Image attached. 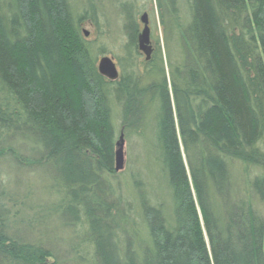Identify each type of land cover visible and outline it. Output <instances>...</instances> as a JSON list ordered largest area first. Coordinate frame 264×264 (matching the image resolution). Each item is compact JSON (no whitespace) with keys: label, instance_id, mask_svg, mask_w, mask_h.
I'll list each match as a JSON object with an SVG mask.
<instances>
[{"label":"trees","instance_id":"obj_1","mask_svg":"<svg viewBox=\"0 0 264 264\" xmlns=\"http://www.w3.org/2000/svg\"><path fill=\"white\" fill-rule=\"evenodd\" d=\"M77 4L0 0V264H64L49 228L72 264H264V0ZM143 12L161 35L142 61ZM121 135L158 152L167 196L122 192Z\"/></svg>","mask_w":264,"mask_h":264},{"label":"rangeland","instance_id":"obj_2","mask_svg":"<svg viewBox=\"0 0 264 264\" xmlns=\"http://www.w3.org/2000/svg\"><path fill=\"white\" fill-rule=\"evenodd\" d=\"M72 2L78 6V0H72ZM155 16L153 17V20L151 19L152 16L149 13V27H150V38L152 32L155 33V29L157 30V34L161 35L160 32V25L158 16L155 13ZM81 30H85L88 32L87 36H85L88 40H94L96 39V33L93 26H91L89 23H84L81 26ZM105 54L110 56L116 63L119 73H120V66L117 62V57L120 53V50L118 49L117 43H113L111 41H108V44L106 46ZM104 55V54H103ZM99 55L98 57H100ZM141 59L144 60V54L141 52ZM114 123L117 128L120 127V113L118 108H114ZM124 156H125V162L124 167L121 170L116 171V178L120 181L121 184V190L123 193L128 192L127 190H130L132 185V175H136L138 178V182H143V179H148V187L147 191L153 196L154 199H160L164 196H167V189L165 187V180L162 177L161 174V165L156 160L158 157V152L153 150V146L150 142H147L143 144L141 141L136 140L133 144V142L128 143L125 140L124 143ZM184 161L186 163L185 157ZM149 173V174H148ZM146 177V178H145ZM3 180V178H2ZM142 187V186H141ZM146 190V189H145ZM48 198V197H46ZM53 197H49L48 199H52ZM37 198H30L27 201V204H31L34 202H37ZM258 209L260 212L263 211L262 206H258ZM40 214H38L39 216ZM37 217V216H36ZM51 223L54 222V217H51ZM38 229H34V235L38 238H42L44 241H46L48 244L52 245L56 251H58L57 256L60 261H62L64 264H72L73 258L75 256V252L73 250H69L63 245L58 246V238L61 239H67L70 235V230L67 228H58V229H47L46 231L43 230L42 232H38ZM56 232L58 234H56ZM40 233V234H39ZM88 249V248H87Z\"/></svg>","mask_w":264,"mask_h":264},{"label":"water","instance_id":"obj_3","mask_svg":"<svg viewBox=\"0 0 264 264\" xmlns=\"http://www.w3.org/2000/svg\"><path fill=\"white\" fill-rule=\"evenodd\" d=\"M140 22L142 23V30L138 38V46L140 51L144 54L145 59H149L152 52L150 43V27L148 13L143 12L140 15ZM88 32L84 30V35L87 36ZM97 68L101 75L109 80H116L119 77V70L115 61L108 55L104 54L98 57ZM125 162L124 156V140L122 135L116 143L115 150V165L116 171L123 169Z\"/></svg>","mask_w":264,"mask_h":264}]
</instances>
